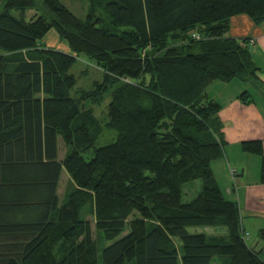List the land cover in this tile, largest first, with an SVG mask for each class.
<instances>
[{"label": "trees", "instance_id": "1", "mask_svg": "<svg viewBox=\"0 0 264 264\" xmlns=\"http://www.w3.org/2000/svg\"><path fill=\"white\" fill-rule=\"evenodd\" d=\"M89 1L80 19L59 0H0V264H264L213 175L224 143L206 93L258 79L247 40L226 34L237 15L263 22L264 0ZM50 31L66 53L44 45ZM81 56L102 76L75 93ZM107 96L116 136L96 147L84 102ZM240 147L260 157L264 184L262 141ZM205 228L223 235L189 232ZM257 236L264 246V222Z\"/></svg>", "mask_w": 264, "mask_h": 264}, {"label": "crops", "instance_id": "2", "mask_svg": "<svg viewBox=\"0 0 264 264\" xmlns=\"http://www.w3.org/2000/svg\"><path fill=\"white\" fill-rule=\"evenodd\" d=\"M56 36H52V41L46 44L47 48L52 49L55 45L59 47L56 50L66 53V45ZM226 37L247 40L251 59L259 71L256 81H215L206 89L207 95L220 106L217 118L224 143V158L212 163V172L224 197L238 204L244 230L248 233L257 230L258 234L264 222V184L260 182V157L243 152L240 144L260 140L264 154V21L256 24L246 15L234 16L230 19ZM243 92L249 94L250 103H244L239 98ZM60 142L59 138V160L65 154L60 149ZM227 165L237 172L233 182ZM250 244L254 249L259 248L256 241Z\"/></svg>", "mask_w": 264, "mask_h": 264}, {"label": "rangeland", "instance_id": "3", "mask_svg": "<svg viewBox=\"0 0 264 264\" xmlns=\"http://www.w3.org/2000/svg\"><path fill=\"white\" fill-rule=\"evenodd\" d=\"M61 4H63L68 10H70L71 13H73L76 17L80 19H85L86 15L89 12L90 8V1L89 0H59ZM30 13H33L32 11H28L26 13L27 18H30ZM52 36H56L54 31H50L43 39L44 45L48 44L49 42L52 41ZM57 38V36H56ZM62 43L60 44V46ZM47 46V45H46ZM52 49H57L59 48L58 46L53 45ZM65 47V46H64ZM69 74H72L76 80V92L80 91H89L91 87L93 86V83L99 82L101 80L102 72L94 66V64L90 61L87 60L84 57H78L75 64L70 68ZM72 95H74V92H72ZM109 102V97H105L103 102L97 105H94L92 103L84 102V110H90L92 111V114L97 121L98 125V136H97V142H96V147L103 146L105 144L112 143L115 139L116 133L113 131H110L109 129L106 128L107 124V118L105 116L106 113V106ZM60 144V149L64 153L65 147L62 142ZM68 181V176L64 172L62 173L60 183H59V188H58V195L62 196V193L65 189V185ZM200 189V182L195 181L192 184H188L184 187L183 189V196H182V202L187 203L192 201L198 194ZM91 228H92V236L93 238L97 237V233L95 232L94 228V223H91ZM190 233H204L208 235H223V231L212 229V228H205V229H198V230H189ZM250 235L248 236L247 239V244L251 245L252 241H256L259 243V250L263 248L264 246L263 243L258 239L257 236V230H250L249 231ZM221 260L216 258L214 264H220Z\"/></svg>", "mask_w": 264, "mask_h": 264}, {"label": "built area", "instance_id": "4", "mask_svg": "<svg viewBox=\"0 0 264 264\" xmlns=\"http://www.w3.org/2000/svg\"><path fill=\"white\" fill-rule=\"evenodd\" d=\"M192 38H195L196 40H198L199 39V36L196 33H194V34H192ZM232 172H233V170H230V173L231 174H232ZM247 237H248V234H245L244 235V240H246Z\"/></svg>", "mask_w": 264, "mask_h": 264}]
</instances>
